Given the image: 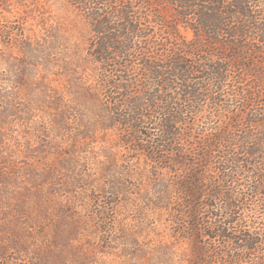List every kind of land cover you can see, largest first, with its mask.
<instances>
[{"label": "trees", "instance_id": "obj_1", "mask_svg": "<svg viewBox=\"0 0 264 264\" xmlns=\"http://www.w3.org/2000/svg\"><path fill=\"white\" fill-rule=\"evenodd\" d=\"M138 159L162 264H264V0H0V259L66 263L53 198Z\"/></svg>", "mask_w": 264, "mask_h": 264}, {"label": "rangeland", "instance_id": "obj_2", "mask_svg": "<svg viewBox=\"0 0 264 264\" xmlns=\"http://www.w3.org/2000/svg\"><path fill=\"white\" fill-rule=\"evenodd\" d=\"M187 39L192 36L185 34ZM96 146L94 151H98ZM122 155L125 150L120 149ZM120 159V160H119ZM117 158V163L126 166V160L130 157ZM130 169L135 170V177L128 178L127 184L121 185L120 195L111 196L109 193L95 194L90 192L82 193L79 186L74 189L79 192V198L71 199L70 195L62 192L56 194L57 203L70 202V208L75 217L81 221L79 224L64 222L65 227L61 228L60 237L58 236V245L62 247V254H65L67 260L64 264H162L158 260L159 246L163 241L169 242L171 238L168 234L167 216H161V213L153 205L156 202V192L150 188L148 177L150 165L146 166L139 159L130 162ZM97 173V167L89 165L88 169ZM100 171V170H99ZM145 179V180H143ZM78 197V196H77ZM115 203L112 209L103 211L106 213V219L102 220L99 211L104 203ZM88 224L85 225L84 221ZM83 221V222H82ZM100 224V225H99ZM51 233L50 235H52ZM181 246V247H179ZM176 246L177 253L184 245ZM178 255V254H177ZM28 256H14L10 254L0 264H35L30 261ZM44 264V262H43ZM49 264V261L46 262ZM175 264H184L183 261H177Z\"/></svg>", "mask_w": 264, "mask_h": 264}]
</instances>
